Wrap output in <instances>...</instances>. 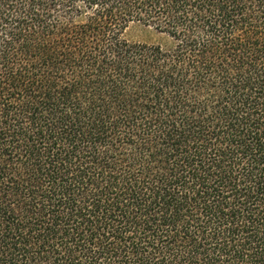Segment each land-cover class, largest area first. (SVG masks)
Returning <instances> with one entry per match:
<instances>
[{"label": "trees", "instance_id": "16d2710c", "mask_svg": "<svg viewBox=\"0 0 264 264\" xmlns=\"http://www.w3.org/2000/svg\"><path fill=\"white\" fill-rule=\"evenodd\" d=\"M0 264H264V0H0Z\"/></svg>", "mask_w": 264, "mask_h": 264}, {"label": "rangeland", "instance_id": "374dc122", "mask_svg": "<svg viewBox=\"0 0 264 264\" xmlns=\"http://www.w3.org/2000/svg\"><path fill=\"white\" fill-rule=\"evenodd\" d=\"M129 35L135 41L151 42L155 39V34L152 29L143 26L132 27Z\"/></svg>", "mask_w": 264, "mask_h": 264}]
</instances>
